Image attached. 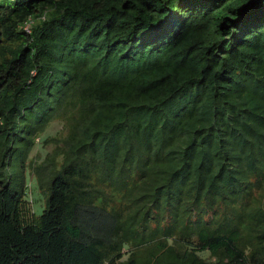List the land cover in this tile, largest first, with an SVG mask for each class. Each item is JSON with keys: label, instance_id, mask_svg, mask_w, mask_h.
<instances>
[{"label": "trees", "instance_id": "16d2710c", "mask_svg": "<svg viewBox=\"0 0 264 264\" xmlns=\"http://www.w3.org/2000/svg\"><path fill=\"white\" fill-rule=\"evenodd\" d=\"M0 264H264V0H0Z\"/></svg>", "mask_w": 264, "mask_h": 264}, {"label": "rangeland", "instance_id": "374dc122", "mask_svg": "<svg viewBox=\"0 0 264 264\" xmlns=\"http://www.w3.org/2000/svg\"><path fill=\"white\" fill-rule=\"evenodd\" d=\"M43 20H45V17L33 20V22L35 24L36 22ZM67 132L68 125L62 118L54 120L48 126L46 131L37 138L36 144L30 153L28 163L31 165H38L41 163L46 155L52 152L55 147L61 143L63 138L67 135ZM30 166L28 167L26 176L28 186L27 196L22 203L24 218L27 221H33L35 217H39L46 205V194L38 187L36 178Z\"/></svg>", "mask_w": 264, "mask_h": 264}, {"label": "built area", "instance_id": "2783aa9c", "mask_svg": "<svg viewBox=\"0 0 264 264\" xmlns=\"http://www.w3.org/2000/svg\"><path fill=\"white\" fill-rule=\"evenodd\" d=\"M33 24V21L31 20V18H29L25 23H24V29L26 30V32H30L31 31V26Z\"/></svg>", "mask_w": 264, "mask_h": 264}]
</instances>
